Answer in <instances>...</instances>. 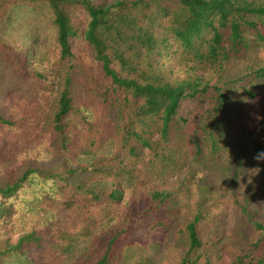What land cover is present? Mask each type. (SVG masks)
Returning a JSON list of instances; mask_svg holds the SVG:
<instances>
[{
	"label": "trees",
	"instance_id": "16d2710c",
	"mask_svg": "<svg viewBox=\"0 0 264 264\" xmlns=\"http://www.w3.org/2000/svg\"><path fill=\"white\" fill-rule=\"evenodd\" d=\"M24 4L49 7L64 59L74 57L71 41L79 36L77 14L88 18L80 38L95 64L71 63L59 85L50 124L58 148L68 154L74 143L69 118L75 110L76 85H85L89 100L116 111L112 121L116 150L87 165L92 168L84 171L90 173L88 182H68L76 169L47 178L68 191L66 207L83 217L86 229L81 236L97 264H114V248L132 222L150 220L152 229L170 223L178 214L174 195L193 186L195 172L229 155L239 164L236 183L241 163L256 162L264 151V103L259 99L264 94V63L252 59L264 45V0H115L109 5L91 0H0V21L12 7ZM2 45L0 39V49ZM170 56L183 75L164 66ZM233 64L243 66L237 77L228 73ZM0 123L10 124L1 116ZM84 143L86 152H97L96 139ZM187 167L183 182L173 188L147 187L143 177L156 170L167 177ZM33 175L37 171H25L13 184L0 188V196L17 195ZM130 189L144 192L125 203ZM201 200L198 196L194 204L190 202L191 214L180 229L188 243L180 264L210 262L202 250L214 243L212 235H201L200 226L209 216L204 215L206 204ZM124 203V211L112 212ZM236 204L247 214L249 202ZM5 210L3 205L0 213ZM249 222L252 240L242 247L229 246L230 264H264V223L252 217ZM37 235L33 227L15 244L7 239L0 259L39 242Z\"/></svg>",
	"mask_w": 264,
	"mask_h": 264
},
{
	"label": "rangeland",
	"instance_id": "374dc122",
	"mask_svg": "<svg viewBox=\"0 0 264 264\" xmlns=\"http://www.w3.org/2000/svg\"><path fill=\"white\" fill-rule=\"evenodd\" d=\"M96 5H109L115 0H91ZM88 18L78 13L75 21L79 36L71 41L73 59H64L57 46V28L53 14L46 5H16L0 21V116L10 124L0 123V188L13 184L25 171L35 170L18 194L11 198L0 196V249L4 241L11 244L18 237L36 228L40 241L24 246L21 252L0 259V264H97L86 252V241L81 236L86 227L84 219L75 208L66 207L69 198L54 180H47L56 172L76 169L70 174V184L88 182L90 163L115 152L116 111L88 98L85 85H76L75 110L69 118V135L74 139L71 152L66 154L58 148L57 137L50 128L56 111L59 85L71 63L93 66L95 60L87 43L80 38L85 32ZM165 58L164 66L174 74L183 75L175 60ZM252 59L264 63V45ZM242 64L228 69L230 77L242 73ZM260 104L264 103L261 94ZM87 138L97 140V152L88 153L83 147ZM229 155L215 161L193 177V186L181 188L174 195V207L178 211L170 223L152 229L150 220L131 223L129 231L117 242L113 254L114 264H180L188 250L185 234L180 229L191 214L190 202L204 199L209 215L200 226L202 237L212 235V245L203 250L209 264H230V245L245 246L252 240L253 221L264 223V160L245 165L237 174L239 164ZM244 161V160H243ZM92 168H89L91 170ZM189 167L182 173L164 177L160 170L147 173V187H177L183 182ZM141 189H130L128 197L142 195ZM202 201V200H201ZM249 202L247 214L236 203ZM123 205L115 206L117 214ZM97 217L94 211L93 218ZM99 227V226H98ZM95 227L93 229H96ZM99 234L103 229L98 228ZM128 249V254L125 253ZM131 254V255H130ZM133 256V259H132ZM122 257H127L123 260ZM123 260V261H122ZM122 261V262H120ZM206 260L202 264H207Z\"/></svg>",
	"mask_w": 264,
	"mask_h": 264
},
{
	"label": "clouds",
	"instance_id": "9594fccd",
	"mask_svg": "<svg viewBox=\"0 0 264 264\" xmlns=\"http://www.w3.org/2000/svg\"><path fill=\"white\" fill-rule=\"evenodd\" d=\"M255 159H257L258 161L264 160V151L259 152Z\"/></svg>",
	"mask_w": 264,
	"mask_h": 264
}]
</instances>
